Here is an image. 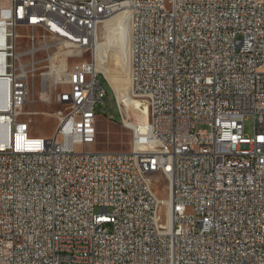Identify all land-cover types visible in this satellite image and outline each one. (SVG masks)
Wrapping results in <instances>:
<instances>
[{"label":"built area","instance_id":"obj_1","mask_svg":"<svg viewBox=\"0 0 264 264\" xmlns=\"http://www.w3.org/2000/svg\"><path fill=\"white\" fill-rule=\"evenodd\" d=\"M118 12L150 118L92 150ZM0 117V264H264V0H0Z\"/></svg>","mask_w":264,"mask_h":264},{"label":"rangeland","instance_id":"obj_2","mask_svg":"<svg viewBox=\"0 0 264 264\" xmlns=\"http://www.w3.org/2000/svg\"><path fill=\"white\" fill-rule=\"evenodd\" d=\"M115 15V14H114ZM113 15V16H114ZM109 17L106 19H109L111 23L116 22L117 19H119V28L122 32V38L117 40V50L115 52V64L117 66L123 65L124 60V50L126 48V41L128 40L127 34H126V27L124 22L122 21V13L118 12L115 17ZM117 17V18H116ZM124 24V25H122ZM19 32L22 35L20 38V42H22V46H26L25 42V35L29 32L27 28L20 27ZM98 41H103L102 37L103 35H100L98 33ZM129 41V40H128ZM128 56H129V45H128ZM88 58H91V54L89 53L87 55ZM99 70V69H98ZM99 80L101 84L103 85L106 95L103 98L102 101L98 102L96 105V112L98 113V119H97V129H98V135H97V141L93 145L90 146V149L92 150H103V151H127L131 148L132 145V139H133V133L130 127L126 126V124L122 120L121 112L118 107V95L115 91L116 86H124L126 85L129 80L128 76L124 73H113L112 80H109L110 82L104 77L108 78L107 74H105L104 71L99 70ZM39 91V84L37 82V90L36 93L38 94ZM134 99H144L140 97L132 96ZM120 102V101H119ZM122 104V103H121ZM123 105V104H122ZM124 109V105L122 106ZM37 109L40 112L33 116V124L34 127L32 129V134L34 135H40V136H51L53 135L56 126H57V119L50 115V112L54 111L57 108V105L52 103H42L38 101L33 103L31 105L27 106V109ZM125 110V109H124ZM41 111L45 112L42 113ZM127 113H129L130 122L138 123L139 119V113H134V110L130 108ZM197 130H210V127L205 124H199L196 126ZM245 133L252 136L253 135V119L248 118L245 122ZM155 191L160 194L159 187H155ZM163 196V195H161Z\"/></svg>","mask_w":264,"mask_h":264},{"label":"bare ground","instance_id":"obj_3","mask_svg":"<svg viewBox=\"0 0 264 264\" xmlns=\"http://www.w3.org/2000/svg\"><path fill=\"white\" fill-rule=\"evenodd\" d=\"M117 14V13H116ZM116 14L113 16L115 17ZM117 18V17H116ZM122 21L126 27L127 40L126 48L124 50L123 65L117 66L115 64V52L117 50V40L122 38V32L119 28V19L116 22L111 23L109 19H103L99 26V34L103 35V41H98L95 58L97 69L104 71L107 74L108 79L112 80L113 73H124L128 76L129 82L124 86H116L115 91L118 95L120 103L124 105V109L128 111L130 108L134 110V113H139L138 123L128 122V125H140L145 126L149 122V106L146 99H134L130 94V68H131V54H130V24L127 21V17L122 13ZM122 24V25H124ZM128 45H129V56H128ZM106 76V75H105ZM111 83V82H110ZM112 85V84H111ZM122 105V106H123ZM129 115V113H128ZM130 116V115H129ZM131 118V117H130ZM2 119V117H0ZM5 136L3 131L0 130V143L4 141Z\"/></svg>","mask_w":264,"mask_h":264}]
</instances>
